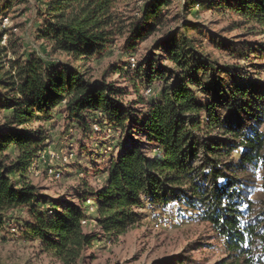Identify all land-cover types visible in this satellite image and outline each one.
Segmentation results:
<instances>
[{
    "label": "trees",
    "instance_id": "obj_1",
    "mask_svg": "<svg viewBox=\"0 0 264 264\" xmlns=\"http://www.w3.org/2000/svg\"><path fill=\"white\" fill-rule=\"evenodd\" d=\"M140 1L47 0L35 39L67 62L0 45V57L12 55L0 58V230L21 227L58 264H83L98 234L82 221L118 238L143 210L175 206L213 233L226 255L217 264H264V0H180L223 26L181 17L132 69L134 98L125 100L128 89L109 80L120 66L92 79L72 63L101 59L118 41L132 50L164 20L177 23L169 0ZM56 113L83 134L98 124L118 135L99 142L115 143L104 169L88 162L101 185L76 188L79 204L60 213L40 210V187L26 177L48 142L40 123Z\"/></svg>",
    "mask_w": 264,
    "mask_h": 264
},
{
    "label": "rangeland",
    "instance_id": "obj_2",
    "mask_svg": "<svg viewBox=\"0 0 264 264\" xmlns=\"http://www.w3.org/2000/svg\"><path fill=\"white\" fill-rule=\"evenodd\" d=\"M126 2L141 3L140 0H126ZM46 3L47 0H0V23L6 16L11 22V27L4 30L3 33L6 35L5 45L13 44L15 50L21 54L36 53L46 57L50 56L53 60L67 62L62 55L50 53V49L45 43L35 39L42 20L39 14L45 10ZM128 8L130 9L131 5ZM170 10V19L175 14L179 16L177 23L168 22V19L164 20L160 31L144 42L134 45L132 50L126 51L123 48V41H118L114 47L108 49L101 59L86 64L73 62L72 65L86 72L87 76L92 79L99 78L103 70H106L110 65L120 66L119 71L110 75L109 80L121 88L128 89L129 93L125 100H132L134 95L131 90L130 77L133 70L128 68L130 57L135 58L136 64L140 62L153 42L160 38L166 30L173 29L179 24L181 17H185L189 21H198L214 30L223 26V23L216 25L217 16L209 12H199L198 8L184 10L179 3H171ZM0 58L2 62L6 63L9 58H12V55L8 52ZM150 89L152 93H155V87ZM40 124L43 126L48 140L46 143L61 152L70 150L74 154V159L69 163L56 164L55 168L60 172L59 179L49 178L45 175L42 164H36L39 171L38 176H33L30 170L26 173V177L40 187L43 196L40 210H49L51 207L54 209V213H60L67 204H79V200L75 196L76 188L82 189L85 184L96 187L101 183V176L104 174L93 177L89 171L91 166L88 162L94 160L97 168L104 169L106 166L104 161L107 160L111 152H116L115 143L111 142L109 148L107 146L101 148L99 142L111 141V138H115L117 133L113 135L103 131L98 124H91V129L83 134L74 126H69L61 113H56L49 122ZM81 146L88 152L83 156L79 154ZM98 156L100 158L95 160ZM257 197L262 198V194L258 193L254 198ZM59 204L62 206L57 207ZM85 206H88L87 213L93 215L90 211V208L93 207L92 203H86ZM164 217L171 219L172 228L170 230L154 228V224ZM22 218L24 220L26 216L23 215ZM85 227L87 231H93L98 236L94 240L92 248L87 252V259L83 264H156L161 260L181 256H189L190 259L176 264H217L226 256L206 225L193 221L187 215L177 214L175 206H171L163 212L143 210L140 221L118 238L101 234L93 221L86 223ZM21 230L10 231L9 227L0 230V264H58L53 258L40 251L37 242L24 238ZM201 243L206 247L189 251V248H195Z\"/></svg>",
    "mask_w": 264,
    "mask_h": 264
},
{
    "label": "built area",
    "instance_id": "obj_3",
    "mask_svg": "<svg viewBox=\"0 0 264 264\" xmlns=\"http://www.w3.org/2000/svg\"><path fill=\"white\" fill-rule=\"evenodd\" d=\"M171 3H179L180 0H169ZM1 30H7L8 28L11 27V22L9 20V17L6 16L2 18L1 23H0ZM13 30H15L13 28ZM6 43V35L3 34L1 36L0 40V45H5ZM136 65V60L134 57H130L128 59V68L130 70L134 69ZM151 90L147 89L145 90L144 94L150 95ZM74 159V154L72 151L68 150L65 152H61L59 150H56L52 147L51 144L46 143L45 147L43 150L38 154V156L35 158L31 166L29 167V170L33 176H38L39 171L37 170L36 164H42L44 166V173L47 175L49 178L53 179H59L60 177V172L55 168L57 163L61 164H67L71 160ZM91 200H87L86 203H90ZM91 209V208H90ZM82 225H85L86 222L82 221ZM173 226V222L171 221L170 218H163L159 219L158 222L154 224V228L157 229H162V230H170ZM21 230V227H18L16 231ZM15 231V230H12Z\"/></svg>",
    "mask_w": 264,
    "mask_h": 264
},
{
    "label": "crops",
    "instance_id": "obj_4",
    "mask_svg": "<svg viewBox=\"0 0 264 264\" xmlns=\"http://www.w3.org/2000/svg\"><path fill=\"white\" fill-rule=\"evenodd\" d=\"M103 175V174H102ZM102 178V180H103V177H104V175L103 176H101ZM101 185V183L99 184V185H96V187H99ZM90 211H92V213H95V211H96V208L95 207H91V209H90ZM98 231V230H97Z\"/></svg>",
    "mask_w": 264,
    "mask_h": 264
}]
</instances>
